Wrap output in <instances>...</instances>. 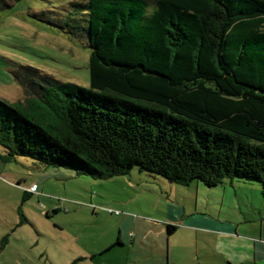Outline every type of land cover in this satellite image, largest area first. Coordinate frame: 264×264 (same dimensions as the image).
<instances>
[{
	"label": "trees",
	"instance_id": "trees-1",
	"mask_svg": "<svg viewBox=\"0 0 264 264\" xmlns=\"http://www.w3.org/2000/svg\"><path fill=\"white\" fill-rule=\"evenodd\" d=\"M67 12L89 86L14 72L24 97L0 98L1 162L264 188V0H84Z\"/></svg>",
	"mask_w": 264,
	"mask_h": 264
},
{
	"label": "rangeland",
	"instance_id": "rangeland-1",
	"mask_svg": "<svg viewBox=\"0 0 264 264\" xmlns=\"http://www.w3.org/2000/svg\"><path fill=\"white\" fill-rule=\"evenodd\" d=\"M82 1L0 0L1 99L23 100L13 78L20 67L60 83L89 86L86 38L65 18L69 3ZM54 169L21 157L0 161V264H117V258L123 264L117 250L93 260L84 255L116 238L117 220L126 212L159 219L169 202L184 205L187 214L264 220V188L256 182L184 187L136 169L108 180L75 175L59 181L47 172ZM33 182H39V191L22 201L23 189ZM114 202L120 205L112 208Z\"/></svg>",
	"mask_w": 264,
	"mask_h": 264
},
{
	"label": "crops",
	"instance_id": "crops-1",
	"mask_svg": "<svg viewBox=\"0 0 264 264\" xmlns=\"http://www.w3.org/2000/svg\"><path fill=\"white\" fill-rule=\"evenodd\" d=\"M47 172L59 181L75 176L72 171L62 168ZM46 177L44 175L38 181L44 183ZM28 188L23 192L29 197L39 191V186L36 193H30ZM117 203L114 202L112 208L120 205ZM51 209L59 211V208ZM161 215V218L153 219L126 212L117 220L116 238L109 239L100 250L84 257L93 260L117 250L123 264H264L262 219L220 218L219 214L196 210L187 214L184 205L171 202ZM168 225L174 227L169 235ZM115 260L119 264L118 258Z\"/></svg>",
	"mask_w": 264,
	"mask_h": 264
},
{
	"label": "built area",
	"instance_id": "built-area-1",
	"mask_svg": "<svg viewBox=\"0 0 264 264\" xmlns=\"http://www.w3.org/2000/svg\"><path fill=\"white\" fill-rule=\"evenodd\" d=\"M37 190V185L36 184H32L29 188L28 191H30V193H36Z\"/></svg>",
	"mask_w": 264,
	"mask_h": 264
}]
</instances>
